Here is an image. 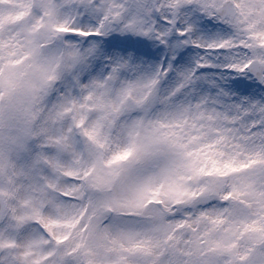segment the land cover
Returning a JSON list of instances; mask_svg holds the SVG:
<instances>
[{
  "label": "snow or ice",
  "instance_id": "obj_1",
  "mask_svg": "<svg viewBox=\"0 0 264 264\" xmlns=\"http://www.w3.org/2000/svg\"><path fill=\"white\" fill-rule=\"evenodd\" d=\"M0 264H264V0H0Z\"/></svg>",
  "mask_w": 264,
  "mask_h": 264
}]
</instances>
